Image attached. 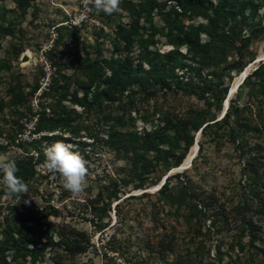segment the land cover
<instances>
[{
  "label": "rangeland",
  "instance_id": "rangeland-1",
  "mask_svg": "<svg viewBox=\"0 0 264 264\" xmlns=\"http://www.w3.org/2000/svg\"><path fill=\"white\" fill-rule=\"evenodd\" d=\"M126 1L136 5L140 0H119L118 10L112 14L97 11L90 0H33L22 19L16 15L11 0H0V155L14 160L30 158L35 170L33 177L25 180L28 193L20 200L0 184V237L5 229V217H11L15 210H38L43 214L45 236L41 238V244L44 247L32 264H264L260 261V253L250 259L249 252L255 250L247 247L251 233L253 245L264 249V159L258 166L259 179L255 185L243 171L244 161L225 138L213 141L189 130L193 146L188 148L182 163L174 167L172 160H156L151 151L143 150L140 145H128V150H113L102 141L106 135L105 127L101 125L103 112L92 110L82 113L81 121L86 129L81 131L80 137L66 141L77 147L86 162L88 172L84 190L79 194L65 190L59 174L44 167V149L55 140L50 137L51 133L33 131L35 112L41 101L40 91L46 89L52 73L68 75L72 83L82 79L73 63L77 54L98 58L103 65L111 56L127 54L114 47L119 27L128 28L131 22L130 5ZM159 1L167 2L162 14L174 6L171 0ZM232 1L240 6L243 0ZM246 16V20L239 16L234 25L235 34L242 38L264 28V7H260L254 17ZM182 20L184 26L205 23L203 18ZM151 24L140 19L138 25L139 33L144 36L153 31L152 28L156 29L155 45L150 48L160 52L172 49L163 35L165 25L159 13H154ZM8 27L12 34H7ZM205 40L202 33L199 41ZM180 50L185 52L184 47ZM17 51L20 54L15 58ZM128 53L136 57L137 46ZM228 60L231 67L224 77V82L229 85L226 98L235 100L239 96V106L252 104L251 111L247 110L246 114L252 124H259L258 99L248 100L252 91L248 88H236L232 94L229 91L234 84L242 82L243 74L238 71V64H245L242 71L248 75L264 62V34L257 35L256 40L242 50L241 57L230 54ZM184 61L192 63L189 58ZM136 63L134 68H137ZM178 68L179 75L186 70L179 65ZM188 76L185 74L184 80ZM262 78L264 80V76ZM192 82L194 84L196 79ZM9 84L19 86L24 94L35 84L39 85L33 96L26 97L31 112H25L19 118L13 114L9 107ZM72 92H75L74 88ZM208 102L205 93L198 99L181 91L157 90L153 94L140 91L132 94V99L109 105L107 112H119L130 123L133 121L138 134L157 126H167L166 131L174 135L183 133L191 112L203 115L213 112ZM260 106L264 109V103ZM223 110L224 103L217 114L218 119ZM15 120L22 124L21 129L16 128ZM54 134L67 137L59 132ZM248 136L251 144H260L258 152L264 157V126L260 133H248ZM194 148L185 168H180ZM142 162L150 163L140 182L136 174ZM177 173L182 183L189 181L201 190L203 201L199 205L205 207L207 203L206 213L199 210L200 207L195 211L179 200L173 188L177 184L173 175ZM166 177H169L168 188L171 190L158 195L157 189ZM112 190L117 191L116 198L108 197ZM205 193L209 195L206 200ZM102 202L108 204L109 210L99 220L93 206L100 207ZM100 225L102 228L98 230ZM74 231L84 232L90 247L84 253L68 255L60 241ZM9 261V264L16 263ZM26 261L28 264V259Z\"/></svg>",
  "mask_w": 264,
  "mask_h": 264
},
{
  "label": "trees",
  "instance_id": "trees-1",
  "mask_svg": "<svg viewBox=\"0 0 264 264\" xmlns=\"http://www.w3.org/2000/svg\"><path fill=\"white\" fill-rule=\"evenodd\" d=\"M32 1L11 0L16 15L23 19ZM171 1L174 6L166 14H162L167 7L166 1L140 0L136 5L126 1L125 3L130 5L131 22L128 28L119 27L115 35L114 47L117 51L125 50L127 54L122 57L111 56L104 61V65L98 58L77 54L73 63L82 79H76L74 83L66 74L52 73L46 89L40 91L41 101L38 104L39 110L35 112L33 131L51 133L53 135L50 137L55 141L77 139L81 131L86 129L81 121L82 113L97 110L103 112L101 125L105 127L106 135L103 136L102 141L113 150H119V148L128 150V145H140L139 147L143 150L151 151L156 160H172L171 165L174 167L182 163L188 148L193 143V136L189 135V130L199 132L201 137L213 141L225 138L237 152L238 157L244 161L243 171L248 173L247 175L244 173L247 179L255 184L259 179L257 169L263 163L261 159L264 157L258 152V149H261L260 144H251L248 133L256 135L264 126V109L260 106L264 103V80L262 78L264 62L246 75L237 86V89L248 88L252 91L249 101L258 99L256 115L259 117V124H252L251 118L246 114L247 110L251 111L252 104L244 103L239 106L237 102L239 96L235 100L226 98L229 85L224 82V77L231 67L228 63L230 54L241 57L242 50L248 48L256 40L257 35L264 34L263 27H260L256 33L250 32L243 38L234 32V25L238 22L237 18L241 16L242 20H246V14L248 17H254L258 9L264 7V0H243L240 4L241 8L236 1L232 0ZM155 12L163 18L166 31L163 35L173 46L166 52L150 48L155 45L154 32L156 29L152 28L153 31L145 36L138 30L140 19L151 24ZM2 18H4L3 15ZM183 18L188 21L203 18L205 23L184 26ZM6 32L12 34L11 28L8 27ZM202 33L206 36L204 42L199 41ZM235 41L239 43L235 44ZM134 46L138 48L136 57L128 53ZM181 47L185 48V52L180 50ZM19 54L20 51H17L15 58ZM186 58H189L192 63L184 61ZM135 62H137V68H134ZM178 65L186 68L181 75L178 74ZM244 66L245 64H238L236 67L238 71H242ZM187 73L189 76L184 80ZM193 79H196L194 84ZM134 86L137 88L134 89ZM72 88L75 92H72ZM38 90L39 85L35 84L28 93L24 94L19 86L8 85L9 107L13 114L18 116L17 118L25 112H31L30 106L26 105V97L33 96ZM157 90L186 92L198 99L202 98L205 93V99L210 100L208 104L213 108V112L205 113V115L201 112H191L184 124L183 133L177 132L174 135L166 131L167 126H157L153 130H144L142 134H138L133 121L130 123L123 114L119 115V112H107L109 105L123 99H132V94L140 91L153 94ZM226 100H228L227 108L218 119L217 114ZM142 120L146 123L144 118ZM13 122L17 129L23 127L18 120ZM56 132L65 134L67 137L63 138L54 134ZM15 161L18 167L17 175L24 180L31 179L35 170L30 163V158H18ZM148 163L150 162H142L138 167L136 175L140 182L143 181L141 177L146 173ZM173 177L177 180L173 188L179 200L189 204L196 211L200 207V202L203 201L201 190L194 188L189 181L182 183L178 173ZM168 179L169 177H166L157 189L158 195H164L171 190V187L168 188ZM108 197L116 198L117 191L112 190ZM208 198L209 195L205 193V200ZM102 203L100 207L93 206L99 220L109 210L108 204ZM201 209L205 210V213L208 211L206 202L205 207L202 206L199 210ZM42 219L43 214L38 210L27 212L15 210L11 217L4 218L5 229L0 237V264H9V260L16 261L15 264H27L26 259H28V264L34 262L44 247V244H41V238L45 236L42 230ZM101 228L100 225L97 229ZM249 235L247 247L255 250L254 253L249 252L250 259L253 260L260 253V261L264 263V249L254 246V236L251 233ZM89 241L84 232L74 231L67 238L61 239L60 244L68 255H76L84 253L90 247Z\"/></svg>",
  "mask_w": 264,
  "mask_h": 264
},
{
  "label": "clouds",
  "instance_id": "clouds-1",
  "mask_svg": "<svg viewBox=\"0 0 264 264\" xmlns=\"http://www.w3.org/2000/svg\"><path fill=\"white\" fill-rule=\"evenodd\" d=\"M90 2L97 11L105 14H112L119 7V0H90ZM44 156V167L53 174H59L65 190L74 194L84 190L88 170L84 158L75 145L64 140L53 141L44 149ZM17 172L16 161L6 155H0V184L20 200L23 194L28 193V187Z\"/></svg>",
  "mask_w": 264,
  "mask_h": 264
},
{
  "label": "bare ground",
  "instance_id": "bare-ground-1",
  "mask_svg": "<svg viewBox=\"0 0 264 264\" xmlns=\"http://www.w3.org/2000/svg\"><path fill=\"white\" fill-rule=\"evenodd\" d=\"M249 67V66H248ZM241 74H243V75H246V72L245 71H241ZM242 78V77H241ZM242 80V79H241ZM238 83V82H237ZM237 83L236 84H234L232 87H230L231 88V90L229 91L230 92V94H232L235 90V87H236V85H237ZM232 84V83H231ZM225 104H226V102H225ZM227 105H228V100H227ZM195 145V144H194ZM193 146V145H192ZM196 148V147H195ZM195 148L192 150V153H191V155L187 158V160H186V162L184 163V165H182L180 168H185V165L188 163V160L191 158V156H192V154L194 153V151H195ZM187 167V166H186ZM179 170V169H178Z\"/></svg>",
  "mask_w": 264,
  "mask_h": 264
},
{
  "label": "water",
  "instance_id": "water-1",
  "mask_svg": "<svg viewBox=\"0 0 264 264\" xmlns=\"http://www.w3.org/2000/svg\"><path fill=\"white\" fill-rule=\"evenodd\" d=\"M25 59H26V56L24 55V56L22 57V60L24 61ZM244 77H245V75L242 76V80L244 79ZM237 86H238V84L236 85L235 89L237 88ZM235 89H234V90H235ZM225 102H226V104H225ZM225 102H224V110H223L221 116L224 114L225 109L227 108V100H226ZM163 181H164V180H163Z\"/></svg>",
  "mask_w": 264,
  "mask_h": 264
}]
</instances>
